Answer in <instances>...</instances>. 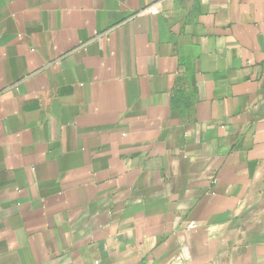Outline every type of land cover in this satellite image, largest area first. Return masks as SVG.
<instances>
[{
    "label": "crops",
    "instance_id": "1",
    "mask_svg": "<svg viewBox=\"0 0 264 264\" xmlns=\"http://www.w3.org/2000/svg\"><path fill=\"white\" fill-rule=\"evenodd\" d=\"M0 264H264V0H0Z\"/></svg>",
    "mask_w": 264,
    "mask_h": 264
},
{
    "label": "built area",
    "instance_id": "2",
    "mask_svg": "<svg viewBox=\"0 0 264 264\" xmlns=\"http://www.w3.org/2000/svg\"><path fill=\"white\" fill-rule=\"evenodd\" d=\"M154 9H155V6H153V7L149 8V9H147L145 12H152V10H154Z\"/></svg>",
    "mask_w": 264,
    "mask_h": 264
}]
</instances>
